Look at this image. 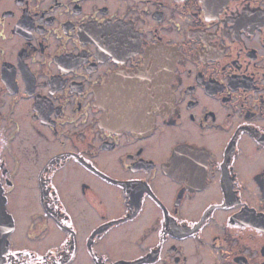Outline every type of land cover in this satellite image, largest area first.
<instances>
[{"label":"flooded vegetation","instance_id":"obj_1","mask_svg":"<svg viewBox=\"0 0 264 264\" xmlns=\"http://www.w3.org/2000/svg\"><path fill=\"white\" fill-rule=\"evenodd\" d=\"M0 264H264V0H0Z\"/></svg>","mask_w":264,"mask_h":264},{"label":"water","instance_id":"obj_2","mask_svg":"<svg viewBox=\"0 0 264 264\" xmlns=\"http://www.w3.org/2000/svg\"><path fill=\"white\" fill-rule=\"evenodd\" d=\"M12 228V219L4 208L3 196L0 191V259L7 245V236Z\"/></svg>","mask_w":264,"mask_h":264}]
</instances>
